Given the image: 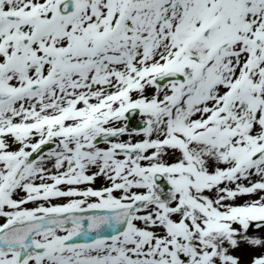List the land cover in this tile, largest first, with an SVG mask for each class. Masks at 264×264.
<instances>
[{
	"label": "snow or ice",
	"instance_id": "6c2138e0",
	"mask_svg": "<svg viewBox=\"0 0 264 264\" xmlns=\"http://www.w3.org/2000/svg\"><path fill=\"white\" fill-rule=\"evenodd\" d=\"M0 264H264V0H0Z\"/></svg>",
	"mask_w": 264,
	"mask_h": 264
},
{
	"label": "rangeland",
	"instance_id": "374dc122",
	"mask_svg": "<svg viewBox=\"0 0 264 264\" xmlns=\"http://www.w3.org/2000/svg\"><path fill=\"white\" fill-rule=\"evenodd\" d=\"M136 120V119H135ZM137 121V120H136ZM132 126H134V125H132Z\"/></svg>",
	"mask_w": 264,
	"mask_h": 264
},
{
	"label": "water",
	"instance_id": "95a60500",
	"mask_svg": "<svg viewBox=\"0 0 264 264\" xmlns=\"http://www.w3.org/2000/svg\"><path fill=\"white\" fill-rule=\"evenodd\" d=\"M137 125H138V123H137Z\"/></svg>",
	"mask_w": 264,
	"mask_h": 264
}]
</instances>
